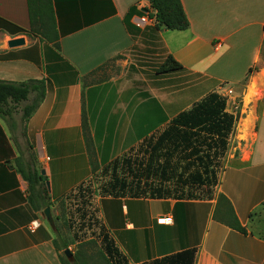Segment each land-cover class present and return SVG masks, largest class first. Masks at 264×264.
Here are the masks:
<instances>
[{"label": "crops", "instance_id": "0c3cea01", "mask_svg": "<svg viewBox=\"0 0 264 264\" xmlns=\"http://www.w3.org/2000/svg\"><path fill=\"white\" fill-rule=\"evenodd\" d=\"M181 3L188 27L171 30L157 29L151 17L136 25L147 0H56V47L18 30L30 25L27 0H0V80L45 84L27 121L18 111L0 117V264H61L39 207H54L93 165L109 163L213 91L236 115L216 194L228 197L246 232L213 219L216 197L119 193L101 207H116L112 238L129 264L163 257L169 264H264V0ZM16 37L25 42L9 47ZM169 54L182 67L157 73ZM161 215L172 222L159 223ZM34 219L41 224L31 231Z\"/></svg>", "mask_w": 264, "mask_h": 264}, {"label": "trees", "instance_id": "16d2710c", "mask_svg": "<svg viewBox=\"0 0 264 264\" xmlns=\"http://www.w3.org/2000/svg\"><path fill=\"white\" fill-rule=\"evenodd\" d=\"M148 15L155 22V27L171 30H183L188 27V18L181 0H147ZM56 0H27L29 28H18L30 36H39L54 42L59 46V33L55 16ZM182 67L172 55H167L156 72L165 73ZM251 69H249L248 73ZM45 92L43 80L30 79L22 82L0 80V117L12 118L13 112H20L22 121L33 114L39 106ZM30 93L34 96L30 99ZM236 115L226 110V97L213 91L193 103L188 109L172 117L156 134L145 137L137 151L141 155L134 158L126 156L112 162V170L122 168L133 176L132 186L120 184L122 193L131 196L152 198L174 197L183 199H201L198 195L207 194V199L213 198V188L219 183V177L225 167V160L229 148L230 137L234 130ZM83 128L87 135L86 122ZM86 145L90 155L94 153L93 145L86 137ZM92 158V157H91ZM92 162V160H91ZM96 165H93V170ZM40 176V175H39ZM146 176V178L144 177ZM155 176V178H153ZM156 176L160 178L156 180ZM43 185L47 181L40 176ZM148 181H151L149 183ZM33 184L34 179H29ZM44 190L46 186H44ZM186 192V193H184ZM213 219L241 233L246 229L241 224L231 201L223 193L216 194ZM187 199V198H185ZM51 205L46 201L44 206ZM42 210L45 207H39ZM100 254L106 264H129L126 256L118 248L115 240L100 226ZM61 264H69L60 252L66 244L59 245L53 240ZM73 264H81L77 255L73 254ZM168 257L156 259L149 264H169Z\"/></svg>", "mask_w": 264, "mask_h": 264}, {"label": "rangeland", "instance_id": "374dc122", "mask_svg": "<svg viewBox=\"0 0 264 264\" xmlns=\"http://www.w3.org/2000/svg\"><path fill=\"white\" fill-rule=\"evenodd\" d=\"M121 68L118 66L116 69L119 72ZM186 98L188 99V97ZM186 100L183 98V102ZM86 130L88 134V129L86 128ZM160 130L161 128H158L148 133L146 137L152 133L156 134ZM140 144L141 142H137L130 148L121 151L117 157L111 159L109 163L103 164V166L96 165L94 172L82 184L67 196L53 201L54 207H50V210L54 227H49L53 231L57 243L59 245L66 244V247L60 252L64 255L63 250L67 248L72 253V260L64 255L69 264H73L75 261L73 254L77 255L81 264H106L100 254V226L103 227L104 232L106 231L113 237L110 225L112 213L116 207H101V202L105 197L117 195L123 189L127 192V189L134 186L133 176L126 170V166L122 168L119 163L118 168L112 170V162L114 159L119 162L126 156L133 159L135 155H141V152L137 151ZM144 177L146 178V176ZM159 178L156 176V180ZM148 182L151 183V181ZM123 183L126 186L122 189L120 184ZM213 191L212 196L215 197V187ZM207 194H200L198 197L207 199ZM182 197L183 199L189 198L187 194H183ZM42 219L48 225L44 216Z\"/></svg>", "mask_w": 264, "mask_h": 264}, {"label": "water", "instance_id": "95a60500", "mask_svg": "<svg viewBox=\"0 0 264 264\" xmlns=\"http://www.w3.org/2000/svg\"><path fill=\"white\" fill-rule=\"evenodd\" d=\"M24 42L25 41H24L23 37H16V38L9 39L8 42H7V45L9 47H15V46L23 44ZM41 174H44V170H41ZM46 185H47V187H49V183L47 181H46ZM42 213H43V216L45 217L48 225L51 228H53L54 227V222H53V217H52V214H51L50 207L49 206L45 207L43 209ZM63 253L69 260L73 259L72 253L69 251V249L65 248L63 250Z\"/></svg>", "mask_w": 264, "mask_h": 264}, {"label": "built area", "instance_id": "2783aa9c", "mask_svg": "<svg viewBox=\"0 0 264 264\" xmlns=\"http://www.w3.org/2000/svg\"><path fill=\"white\" fill-rule=\"evenodd\" d=\"M149 21V15L148 12L145 13L144 15L140 16L136 21V25L141 26L145 23H147ZM228 92H231V90L229 89ZM157 221L159 223H163V224H169L172 222V217L170 215H161L157 218ZM41 224L39 219H34L33 221H31L30 225H29V229L31 231L35 230L37 227H39Z\"/></svg>", "mask_w": 264, "mask_h": 264}]
</instances>
